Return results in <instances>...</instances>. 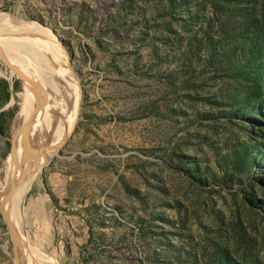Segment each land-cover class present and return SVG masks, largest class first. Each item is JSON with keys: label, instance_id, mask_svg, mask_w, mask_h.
<instances>
[{"label": "rangeland", "instance_id": "374dc122", "mask_svg": "<svg viewBox=\"0 0 264 264\" xmlns=\"http://www.w3.org/2000/svg\"><path fill=\"white\" fill-rule=\"evenodd\" d=\"M0 18L62 60L0 57L20 264H264V0H0ZM63 67L80 101L61 143ZM32 117L44 159L16 186L30 165L3 168ZM0 264H16L1 210Z\"/></svg>", "mask_w": 264, "mask_h": 264}, {"label": "bare ground", "instance_id": "6f19581e", "mask_svg": "<svg viewBox=\"0 0 264 264\" xmlns=\"http://www.w3.org/2000/svg\"><path fill=\"white\" fill-rule=\"evenodd\" d=\"M5 20L6 19L0 18V35H2V34H3V36L6 35V36L2 37V39L0 40V57H1V59L8 66L11 67L10 62H8V60L2 54L14 55L16 57H19L20 56L19 58L23 59L24 60V63H26L27 65H31V66L36 67V69H38V71H41V69H39L38 66H37V65H39V61L42 60V59L47 58V56L52 60V63L59 62V60H60V58H59V51H61V49H60V47H59L58 44L50 43L51 40H50V38H48L49 37L48 35L45 36L44 32H43V34H40V32H38L41 35V37H45V38H32V34H30V33H34L35 34V37H36V33H35L36 31L35 30H32L31 31V30L28 29L26 31V30L20 28L21 30L20 29L19 30L21 31L23 37H21V38L8 37V36H13V33H9L8 32L7 28L5 27V25L3 23V22H5ZM35 26H36V29H37V24ZM38 33H37V35H39ZM41 33H42V31H41ZM60 57H61V55H60ZM45 61L46 60H44V63H45ZM60 62H62V60H60ZM62 65H63V63H62ZM44 66H46V65H44ZM48 66L49 65L47 64V67ZM64 69H65L64 67L63 68H57V69H55V71H56L55 74H62L63 75L62 79L66 80L65 84L68 85V87H71V91H68L69 90L68 89L65 92V95L66 96L64 95L65 97H64L63 100H65L64 101L65 103L64 102L63 103L66 104L65 107L63 105L60 106L58 104H55V107L63 108V111H64L65 108L66 109L69 108V110H68V112H66V114L63 113V115L65 114L64 119L62 121L61 120L59 121V127H60L59 129H61V127L67 129V131L65 130L66 133H64L65 134L64 140H60L59 141L61 143L66 140V138L69 136V134L73 131V129L75 127V122L77 120L76 119V115H77V112H78L77 109H78L79 101H80L79 100V92H78L79 89L77 90L78 85L76 86L75 83H74V85L71 83V80L72 79H70L71 77L69 78V77L66 76L67 74H66V72H65ZM47 70H49V69H47ZM55 71H53V72H55ZM50 72L51 71H49V73ZM70 75H72V74H70ZM23 80H26V81H28L30 83L32 82L34 84H37L38 83L35 79H31V78H28V79L24 78ZM73 86H74V88H73ZM43 92H44V90H43ZM42 98H44V97H42ZM56 113H57V111H56ZM49 116L43 118L45 121L41 119L39 125H42L43 127H45V125L47 124V121H48L49 124H50V127H52L51 130L54 132V126H52L53 123L51 121L52 120L51 119L52 116L51 117H49ZM38 131L39 130H37L36 133L34 132L35 133L34 135L32 134L33 137L29 141V145L28 146H30L33 149V155L31 156V158H28V156H29V154H28V148L26 147V144H25V145L21 146L20 150L15 155V159H13L7 165V167L3 168V173H4L3 176H4V179L6 180V179H9L12 176V174H13L14 171L30 165L29 170L25 171L23 173V176L20 177V178H18V180L16 181V186L18 184H20L25 179V177L28 176L26 173L32 174V172L35 171L38 167H40V165L43 162V159L44 158L43 157L42 158L37 157V154H36V152H37V146L36 145H38V140L37 139L41 138V136L39 137V135H38ZM45 146H46V144H45ZM22 160L27 161V162L26 163H19V164H12L13 162L15 163L17 161H22ZM7 195L8 194L6 192L4 194V196L2 197L1 201H0L1 202L0 203V206L2 205V203H4L5 199L7 198ZM3 205H4V207L2 206L3 208L1 210V212L6 213V215L8 216L9 222L11 221L10 224L14 227V229L16 230V232L18 234V240H17V242L19 244L20 249H22L24 247V241H23L24 239H21V238H23V237H21L22 234L20 235V233H18V231H17L18 229L15 226V223H13L12 214L10 213V210L8 208L7 203L6 204H3ZM14 248H15L14 249V252H15V257H16V264H20V261L18 259V255H17V253H18L17 243L14 244ZM24 249H25V247H24ZM23 256H25V255H23ZM22 260L23 261H21V264H33L34 258L32 256L31 257L30 256H26V257H23ZM36 264H40V263H37L36 262Z\"/></svg>", "mask_w": 264, "mask_h": 264}, {"label": "water", "instance_id": "95a60500", "mask_svg": "<svg viewBox=\"0 0 264 264\" xmlns=\"http://www.w3.org/2000/svg\"><path fill=\"white\" fill-rule=\"evenodd\" d=\"M9 67H10V66H9ZM10 69H12V68L10 67ZM14 73H15L18 77H20V79H22V80L24 79V76H23L21 73H19V72H17V71H15ZM25 78H26V77H25ZM32 120H33V117H32V119L28 122V124H27V126H26V129H25V131H24V138H23V143H25V144H26V147L28 148L29 158H31V156L33 155V149H32L30 146H28V145H29V143H28V131H29L30 126H31V124H32ZM28 170H29V169H28ZM13 194H14V191H13V192H12V193H11L6 199H5L4 203H2V205L0 206V210H2V208L4 207L3 204H6V202H8L9 200H11ZM2 206H3V207H2ZM2 215H3L5 221H6L7 225H8V229H9V233H10V236H11V238H12V241H13L14 244H16V242H17V240H18V234H17L16 230L14 229V227L10 224L9 219H8V216L6 215V213H3V212H2ZM14 249H15V248H14Z\"/></svg>", "mask_w": 264, "mask_h": 264}]
</instances>
